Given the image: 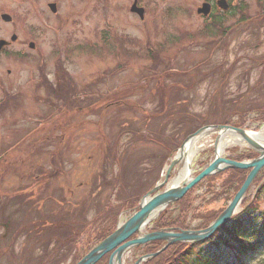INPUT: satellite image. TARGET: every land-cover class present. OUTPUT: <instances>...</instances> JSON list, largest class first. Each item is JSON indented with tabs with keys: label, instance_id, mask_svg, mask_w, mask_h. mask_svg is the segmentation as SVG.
<instances>
[{
	"label": "rangeland",
	"instance_id": "1",
	"mask_svg": "<svg viewBox=\"0 0 264 264\" xmlns=\"http://www.w3.org/2000/svg\"><path fill=\"white\" fill-rule=\"evenodd\" d=\"M150 1L152 2L149 3V13L145 15V18L143 17V20L139 19L138 23H136V18L131 13H126L129 11L126 8L123 10L121 5H130L127 4L129 0H109L108 6H101L97 10L92 8V1L89 10L91 21L86 27V32L79 35H76V30L73 32L75 34L72 37L76 45L84 44L90 38L92 48L90 49V46L86 44L82 52L71 55L68 59L67 67L76 82L82 86L88 83L93 84L94 88L92 91H95L98 95L103 94V96L91 100L94 104L90 112L82 113V111L78 113L75 110L66 112L60 106L48 110L51 106L46 99L47 88L43 86L41 90H38L39 85H36L35 82L24 88V94L21 99L22 106H20L22 109L20 111L17 113L10 111L4 113L0 110V174H2L0 175V181L2 185L4 183L6 185L2 186L3 190L18 189V186H24L22 188L25 190H33L37 183L43 180H49V187H55L60 183H70L75 193L73 195H70V193L63 195L67 201V205H64L65 208L62 205L63 210L70 207L73 209L74 203L78 204V202L90 198L99 203L100 208L105 206V204H109L110 209L114 211L109 214L110 216L114 215L118 209L116 205L119 200L115 197V193L116 190H119L120 184L123 185V189L125 186L131 185V183L132 186L134 184L136 188L139 187L136 193L141 194L143 199L152 183L154 184L159 179L163 180L162 175L166 170L165 166H168V162L171 160V158L168 159L166 163V159L164 164L161 162L159 167L157 160V168L156 166L152 168L150 176L146 165H153L144 163L147 156L151 153L156 157L158 156L160 163L169 148H161L151 140L137 141L135 140L136 138H133L132 132L122 134L121 130L130 129L127 128L130 127V123L132 127L136 126V128H139L140 132L148 133L151 136L154 135L153 132L144 127L146 121L152 122L150 129L153 131L160 130L163 127L164 137L172 135L173 139V141L172 139L169 140L167 146L172 145L174 147V143L182 145L188 137L187 133L196 126L203 124V120L211 122L207 125H219L222 121L228 119H232L231 121L234 122L233 120L236 121L238 116L233 115V112L236 109H240L246 110L244 128L254 133H264V123H260L264 121L261 119L264 116H258V113H260L259 108L261 109L264 105V84L261 89V83L264 82V64H259L260 59L264 61L263 0H235L234 6L242 4L246 7V10L239 14L237 12L235 18L227 19V25L232 26L236 23L237 26V22L243 17H251V20L247 24L238 25L231 34L230 47L225 44L224 47L214 53L212 58H210L211 52L209 49L215 41L212 39L214 36L211 35L212 40L208 45L205 42V32L209 29L208 24H206V20L198 17L197 13L198 7H203L205 0ZM145 2H148V0H145ZM83 6L84 3L78 0H76V4L71 1L64 2V8L61 9L60 13L63 14L70 11V16H72L71 14H83L85 12L82 9ZM168 6L173 8V12L170 15L164 13ZM104 18L110 24L108 29H114L116 33L119 32L120 34L135 35L139 39V53L132 54V50H130L126 54L123 52L120 54V48L116 45L119 41V38L116 37L117 35L107 33L104 35L105 39L101 37V32L108 31H105L103 27ZM215 33L217 34L218 32L215 31ZM219 38H222V33L218 34ZM94 43L97 44V47H93ZM228 47L230 49L226 54L225 51ZM151 50L158 55L157 59L150 56L149 52H152ZM31 55L35 54L31 53ZM234 58L236 65L228 80L215 76L214 66L217 63L222 66L225 65V62H229L230 65ZM199 60L204 63L207 61V63L202 64L201 71H191L190 65L198 63ZM118 64L119 66L120 64H130V66L120 73L103 78L99 84L96 83V80L102 78V73L109 74ZM156 64L159 65L158 75L162 74L165 65H169L170 70H181V72L186 71L189 73L184 76L180 75L181 77H177V79L176 76L165 75L160 78L163 82V87L156 89L159 76L150 81H148V77L145 80L144 78L141 79L143 76L146 77ZM32 65V68L29 65H15L20 74L18 80L21 84L30 76L29 71L37 73L38 68L34 64ZM5 66L6 63L4 61L0 63V73L3 76H5L4 73L6 71ZM224 70L228 71V69ZM46 71L49 76V82L57 86V71L52 58L47 60ZM3 79L15 86L20 83L16 79H8L6 76ZM133 82L139 85L133 86ZM175 82L191 87L185 89L168 88L169 85L171 86ZM108 87L111 93L107 92ZM115 87H117L116 91H120V93H114ZM165 88H168V96H170L167 108H164L163 100L154 97L152 94V90L156 92L165 90ZM126 93L128 95H125ZM1 95L2 91L0 88V97ZM117 95L118 98H116ZM114 100L120 102L108 109L105 108L108 102ZM76 102L78 103V100ZM13 103L12 101L9 102V106H12ZM97 108L98 110H96ZM161 112L175 114V117L171 119L166 117L164 119L158 118L151 121L143 117V113L151 115ZM42 117L44 118L42 119ZM180 120L184 122L179 124ZM36 123H39L41 128L27 138V141H23L22 145H19L14 152L4 155L3 149L6 146H13L12 143L26 133L28 129L35 127ZM217 134V132L209 133L206 138V145L197 152L191 165L192 177L205 168L215 157L214 145ZM61 141H63L64 145L65 160L60 155L58 162L54 161L52 164L51 154H57L55 153L56 147ZM117 142L121 144V151L118 153L117 159L120 168H115L111 171L106 165L105 157H107L106 154L108 149H110V145ZM248 149L250 148L247 144H235L226 148L223 156L243 157L240 160L253 158L252 152L246 153ZM34 153L38 155H34ZM245 154L247 155L244 156ZM125 165L128 166V170L122 175ZM179 166L180 164H177L172 174L173 180ZM56 169L59 172L54 174ZM238 169L227 168L217 172L212 175L214 176L213 180L203 181V179V182L199 183V187L198 184L192 189L193 192L187 200L188 208L191 211L188 210L190 213L185 222L190 229L200 230L198 227H201L204 216H211L213 213L220 212L228 206L232 199L231 195L233 194L234 196L237 192L234 193V188L229 187L225 190V187L228 186V178L234 173L231 171ZM111 172L118 176L115 183L116 188L115 186H105L104 184L107 176H109L107 179L112 178ZM154 177H157V179L154 180ZM97 182L101 184L96 186ZM240 184L241 182L238 181L233 186ZM259 194L258 202L254 203L253 199ZM15 197L12 196L11 199L13 200ZM119 198L123 200V194H120ZM1 199L8 201L4 195L1 196L0 194ZM5 201H0V214L7 213L2 205L5 204ZM55 204L58 205L57 203ZM55 204H53L54 207ZM250 204L258 206L260 211L264 210V167L259 171L246 191L240 207H247ZM16 207H12V210L16 209ZM49 207H52L51 203ZM179 207L181 206L173 205L169 217L173 219L179 218L181 212H179ZM96 211L90 205L86 212L87 220H89L88 228L90 227L91 232L80 241L81 254L84 253L83 248L91 238L103 230L102 226L104 223L111 230L115 224L118 225L126 221L133 213L130 210L121 212L119 209L121 213L119 212L115 222L108 224L109 217L104 219L97 218ZM197 213L202 215L195 217V219L190 216ZM20 218L22 222V217L20 216ZM232 220H227L228 224ZM83 221L82 217L78 215L67 217L65 223L80 226ZM150 226L153 228L155 223H151ZM55 231L51 229L47 233V238H52ZM1 235L2 229L0 228V245L5 246L8 244L9 239L4 238L6 240H2ZM65 236L66 233L62 236L58 235V238H64ZM204 239L207 240L206 238ZM204 239L195 241L192 245L195 247L201 246V242L205 241ZM27 245L32 247V250L24 252V256L29 257L31 264H37L35 257L42 255L43 252L41 253V250H33L34 238L28 241ZM173 245H168L165 250L170 249ZM18 246L21 248V243ZM157 249H160V247L155 250ZM53 250L54 247L51 246L47 252L51 253ZM77 250L76 244L73 245L72 252L63 247L61 251H65L67 255H65L66 259L61 264H72L75 261L74 257ZM165 250L160 254L164 253ZM147 252L148 248L138 249L134 258L140 257ZM257 253L254 257L249 256L247 264H258L260 262L259 259L264 258V248L259 249ZM106 254H103L95 264H98ZM40 260L45 263L47 258L43 257ZM0 264L27 263L20 258H14L13 256L11 258V255H6L0 258ZM214 264L217 263L215 262Z\"/></svg>",
	"mask_w": 264,
	"mask_h": 264
},
{
	"label": "flooded vegetation",
	"instance_id": "2",
	"mask_svg": "<svg viewBox=\"0 0 264 264\" xmlns=\"http://www.w3.org/2000/svg\"><path fill=\"white\" fill-rule=\"evenodd\" d=\"M70 1L76 4V0H0V41H3V45L0 48V63H3V61L6 63L5 66L6 71L4 73L6 78L16 79L17 81H19L18 77L20 74L18 69L15 67V65L17 64H21L25 66L29 65V67L32 68L33 67L32 64H34V66L38 68L37 73L35 71H29L30 76L24 80L23 84L24 83L26 84L29 79H31L30 80L31 83H33L34 81L37 82V80L40 77L39 67L42 66L44 63H46L48 59L52 58L54 60V67L56 68V61L60 56V46H61L60 41L62 40L63 42H66L67 41L66 36L72 37V35L75 34L73 33L75 32V30L77 32L76 35L84 34L86 32V27L91 21V15H90L91 13L89 12L90 3L93 1L92 8L94 10L99 9L101 6L104 7L108 6V0H78L84 3L82 9L85 12H83V14H77V15L71 14L72 16H70V11H67L63 14L60 13L61 9L64 8L63 3ZM219 1L220 0H205L204 2H207L211 6L210 15L208 17L197 15L198 17L206 20V24H208V27L209 25H212L218 28V30L216 29L218 33L217 34L215 33L213 35L214 37L212 38L215 41L209 49V51L213 52V55L221 47H224L225 44L229 46V40L231 34L232 32L235 31L238 25L247 24L251 20V17H248L245 18L244 20L238 21L237 26L236 23H234L232 26L230 25L228 26L226 20L229 18L236 17V11L233 10L235 0H227L232 7L231 10L228 11H224L218 7ZM135 2L137 3L138 6L144 8V18H145V15L149 13L150 10L149 3H151L152 1L148 0V2H145V0H129L127 4L130 5L121 4L123 10L124 8H126L127 11H129L126 13H131L136 18V23H138L139 19L143 20L144 18H142L138 12H132L130 10L131 6ZM52 4L56 5V12L53 11V8L51 6ZM168 8L171 9L172 7L168 6ZM4 15H9L10 18L5 19ZM103 27L105 28L104 29L105 31L109 30L106 22L103 23ZM103 33L101 32L100 34L102 35ZM220 33H222V38L218 39V34ZM205 36H206L205 42L209 45L212 40L211 35H208L207 33ZM72 39L71 42L74 47L76 46L80 47L81 45L85 47L86 44L88 46H90L91 44L90 38L84 44L80 43L79 45H76V43H74L75 40ZM121 46H122L121 51L124 50L125 54L128 53L130 50H132V54H137L140 51L139 39H137L135 35H132L131 41L127 43H123L121 44ZM229 47L225 51L226 54L230 49ZM63 48L65 50L66 47ZM31 53H34L35 55L32 56ZM61 57L62 59L66 58L64 54ZM202 60H199L198 63L190 65V67L193 68L195 65H196L195 67H198L197 65H199L202 62ZM230 63L231 64L229 65V62H225V65L222 66L221 64L217 63V65L214 66L215 76H218L220 79L223 80L225 79L228 80L232 75V73L234 72V68L236 65L235 58ZM201 67L203 66L199 65V68H196L195 70L198 71L199 69H202ZM168 68H170V66L165 65L164 73L159 75L158 74L154 75L155 79L157 78V76H159V81H157L156 86L163 87L162 84L163 82L161 81L160 78L167 75L166 73H168V71H166V69ZM224 69H228V71H225ZM5 76L1 74L0 79H3V77ZM74 83L76 85V88L74 91L70 92L71 96L69 97V99L74 100V103L76 104L77 100L75 97H79L78 101L80 100V102L83 105V106H77L75 110L76 111L78 110L77 112H82V111L90 112L93 109L92 107L94 104L91 101L93 100L92 84L88 83L85 86H82L80 83L76 82L75 79H74ZM23 84H21L20 82L15 86L7 80L3 82V84L1 85L2 95L0 97L1 112L5 113L7 111H10L13 113H17L22 109V107L20 106H22L21 99L24 94ZM132 85L136 86L137 83L133 82ZM188 87L191 86L182 85V88L184 89ZM168 88H170V85L168 86ZM168 88H165V90L162 91L166 93ZM114 89H115L114 93L117 94L120 93V91H116L117 87H115ZM107 92H110L109 88ZM94 95L95 98L103 96V94L100 95L94 94ZM116 98H118V95L116 96ZM9 99L12 100V102H14L12 106H9V101H8ZM119 102L120 101L117 100L108 102L105 108L108 109L109 107L114 106V104L117 105ZM96 110H98V108ZM65 111L70 112L71 109H65ZM24 135L25 133L20 137L22 138ZM18 139H16V141ZM25 141H27V139ZM20 145H22V143ZM120 145L121 144L120 143L118 144L117 142L116 144L110 145V149L112 151L113 150L121 151ZM63 146H64L63 141H61L56 147L57 150L55 153H57L56 158L58 160L60 158V155L62 158V153H64ZM10 147L11 146L9 147L6 146L3 149L4 150L3 153L5 152L6 149ZM17 147L19 146L12 147L8 152V154L10 152H14ZM117 167L118 166L115 165L113 169ZM58 172H59L58 169H56L54 174H57ZM48 184H49V180L47 181L43 180V181H39L37 185L33 188V190H25L22 188L24 186H18V189L3 190L2 186L4 187L6 185L5 183L2 185L0 181V194L1 196L4 195L8 200L7 202L4 199L0 200V201H5V204L2 205H3V209L5 208L7 211L6 214L4 213L0 214L1 215L0 228L2 229L1 238L3 240H6L4 238L9 239L7 245L5 246L0 245V252H2V250L4 249L6 250L4 256L11 255V258L12 256L14 258L16 257L20 258L19 256H22L21 254L24 255L23 249L25 247V243L27 242L28 238H47V234L41 236V230L44 229L45 227H49L50 226L49 224L53 223L55 218L57 220L60 219L59 215L63 211V207L64 205L65 206L67 205V201L63 195L67 193L73 195L75 193V190L71 188L70 183H60L57 184V186L55 187L53 186L49 187ZM99 184L101 183L97 182L96 186ZM12 196H16L15 199L12 200L11 199ZM39 198L41 200L37 204L28 203V200L39 199ZM84 201L85 202L90 201V198L84 199ZM50 203L52 207H49ZM55 203H57L58 205H56ZM53 204H55V207L53 206ZM60 205L61 206L63 205V207H60ZM12 207H16V209L12 210ZM20 216L22 217V222ZM37 221L42 222L41 230H37L33 228L31 231H28L30 228H32L28 226V223H36ZM15 224L17 225L14 226ZM46 231L47 228H45L44 232ZM89 232H91V229L90 227L88 228L86 226L84 227V229H81V231H79V235L75 238H80L81 241L82 238H86V236L89 235ZM19 243H21V248H19L18 246ZM1 257L3 256H0V258ZM25 257L27 258V256H24V258Z\"/></svg>",
	"mask_w": 264,
	"mask_h": 264
},
{
	"label": "trees",
	"instance_id": "3",
	"mask_svg": "<svg viewBox=\"0 0 264 264\" xmlns=\"http://www.w3.org/2000/svg\"><path fill=\"white\" fill-rule=\"evenodd\" d=\"M262 4H264V0L262 1ZM233 10L236 11V15H237V12L239 14L240 12L245 11L246 7L241 4V5L234 6ZM244 19L245 18H242L241 20H244ZM216 29L218 30V28L212 25H209V29L205 32V34L208 33V35H214ZM151 51L152 52H149L150 56L153 57L154 59H157L158 55L156 53H153L154 52L153 50ZM259 64H264V61L260 59ZM194 67L192 68L191 71H195L196 68H199V66L195 68ZM125 69H126V65L125 66L121 65L119 67H116L114 70L110 71L109 74L104 72L101 74L102 78H99L98 80H96V83L99 84L103 80L104 77L120 73L121 71ZM158 69H159V65L156 64L155 67L152 68V71L146 77L145 76L141 77V79L144 78L145 80L147 77H148V80L155 79L154 75L155 73L156 74L158 73ZM166 71H170V68L166 69ZM164 72L165 71L162 70V73ZM186 73H189V72H186V71L181 72V70L172 71V72L166 73L167 74L166 76H176V79H177V77L179 78L181 77L180 75H187ZM41 74L43 76V79L38 84L39 85L38 90H41L43 86H46L47 88L46 99L48 100V102H50L49 104L51 106V108L48 110L55 109L57 106L58 107L60 106L61 109L75 110L77 106H83L80 100L78 101V103L75 104L74 100L69 99V97L71 96L70 92L75 90V83H74L73 78L63 68V66H59L58 68V73L56 76L58 78L57 86L49 82L48 77H47V72L45 70H42ZM263 84L264 82L261 83V89L263 88ZM138 85L139 84H137V86ZM170 88L180 89L182 88V84L175 82L171 84ZM156 89H159V87L156 86ZM152 94L154 97H157L163 100L164 108L168 107V103L170 101V96H168L169 95L168 90L166 93L162 92L161 90H158L156 92L152 91ZM125 95H128V93H126ZM75 98L76 100H78L79 97H75ZM92 99L95 100L96 98L92 96ZM259 111L260 113H258V116H264V105L261 107V109L259 108ZM143 117L148 118V120L151 121L152 119L153 120L158 119V118L164 119L165 117L168 119H171L175 117V114H167V113L161 112V113H155V114L150 115V114L143 113ZM244 117L245 115L239 114L238 120L232 122L231 121L232 119H228V120L222 121L220 124L242 126L245 123ZM43 118L44 117H42V119ZM261 119L264 120V117H262ZM183 122H184L183 120H180L179 124ZM210 123H211L210 121L203 120V124H200L196 126L195 128L191 129L187 134L190 135L194 133L196 130H198L200 127L210 124ZM231 123H236V124H231ZM151 124L152 122L149 123L146 121L144 123V127L145 128L147 127V129L153 132L154 135L152 136L148 133H143L142 131L140 132L139 128H136V126L132 127L131 123H130V127H127L130 129H125L124 131L121 130L122 134L123 133L127 134V133L132 132L131 134L133 135V138H136L135 140L137 141H144L145 139L151 140L161 148H169L167 152L168 155L166 154L163 160L160 161V163H159L158 156L156 157L152 153L149 156H147L144 163L153 165V166L146 165V167H148L147 169L149 170L148 173L150 174V176L152 173V168L154 166H156L157 168V163H156L157 160H158V164H159L158 167H159L161 165V162L162 164H164L165 160L170 156V154H172L180 146L179 144H175V143L173 145L174 147H172V145L167 146V144L169 143V140L172 139V135H169V137H164V133H163L164 130H162L163 127L160 130L153 131L150 129V127L152 126ZM148 135L149 137H147ZM119 152L120 150L112 151L111 149H108V153L106 154L107 157H105L106 158L105 162H106V165L109 167V170L111 171H113V167L115 165H118L117 159H118ZM34 155H38V154L34 153ZM65 157L66 155L62 153L63 160H65ZM235 158L237 160H240L243 157L237 156ZM51 159L53 160L52 163L54 161L57 163L58 159L56 158V154L52 153ZM121 170H122V166H121ZM127 170H128V166L125 165L122 175ZM246 171L248 170H240V169L232 170L231 172H234V173L230 178H228L227 180L228 186L227 187L224 186L225 190L226 188L229 187V188H234V193L237 192L247 177L248 172L247 174H245ZM111 175L113 176L110 179H107L109 177L107 176L106 181L104 183L105 186H111V185L113 187L115 186V183L117 181L116 178H118V176H115L114 172H111ZM213 178L214 176H209L205 178L203 181H210V180H213ZM155 179H157V177H154V180ZM238 181H240L241 184L233 186ZM199 186L200 184L198 185V187ZM116 187L117 186H115V188ZM151 188L152 186H150L149 189ZM132 189H136V190H132ZM138 189L139 187L136 188L134 184L132 186V183L131 185L127 187L125 186L124 189H123V185L120 184L119 190H116V193H115V197L119 200V203L116 205L118 209L115 211L114 215L109 216L111 212H114L113 210L110 209L111 207L109 204H105V206L100 208L99 203L90 199V201H86V202L80 201L78 202V204L74 203L75 205L73 209H71L70 207L69 209L63 210L61 214L59 215L60 216L59 220L55 218L54 222L49 224L50 225L49 227H45L47 228L46 232H44L45 228L41 230L42 228L41 221H37L36 223H28V226L32 227L28 231H31L33 228L37 230H41V236L44 234H47L51 229L56 230L52 238H34L33 250L34 251L41 250V253L43 252L42 255L35 257L36 263L37 264H61L66 259L65 255H67L65 251H61L63 247H66L68 251L72 252L73 245L75 244V241H76L75 237L79 235V231H81V229H84V227L89 226V220H87L86 212L89 209L90 205L92 208L97 210L96 211L97 218L104 219L106 217L107 218L109 217L107 221L109 224L111 222H115L116 217L120 212L119 209L123 210L127 208H132L136 205V203H138L139 199L141 198V194L136 193ZM192 192L193 190L189 191L182 200H180L179 202L175 204V205L181 206L179 207L180 208L179 212L181 211L179 218L173 219L172 217H169L170 211H167L163 213L161 217L156 221L157 228L190 229V227L186 225L185 222L187 220V217L189 216V213H190L189 211H191L188 208L189 204L187 203V200ZM120 194H123V200L119 198ZM231 198H233V194L231 195ZM40 200H41L40 198L28 200V203L37 204L40 202ZM60 207L62 206L60 205ZM220 213L221 211L215 212L211 216H208V215L204 216L203 223L201 224V227L200 226L198 227V229L208 227L211 224V222L214 221L218 217ZM78 215H80L82 219L84 220L80 224V226H77V225L75 226L72 224L65 223V220L67 219V217L78 216ZM200 215L202 214L197 213L195 215L191 214L190 216L193 219H195V217H200ZM102 229L103 230H101L96 236L93 237L94 239L91 238L90 242L88 243L90 244V247L86 248L85 250L86 252L91 247L96 245L99 241L106 238L112 232L108 227L105 226V223L103 224ZM262 231H263V234H262ZM65 233H66V236L64 238H58V235L62 236ZM31 239L32 238H28L27 242L30 241ZM27 242L25 243L24 252L25 250L26 251H29L30 249L32 250V247L30 246L28 247ZM55 244H57V246H55ZM161 244H162L161 241L153 242L151 244L146 245L144 249L148 248L147 253H151L156 248L160 247ZM51 246L54 247V250L51 253H48L47 251L50 249ZM194 247L195 246L190 245V244L177 243L176 245H173L170 249L165 250L164 253L159 254L157 257L151 260H148L144 264H214L215 262L217 264H247L249 256L254 257L255 255L258 254L257 252L259 251V249L264 248V210L263 211L258 210V206L256 205H252V204L247 205V207H244V210L242 212H240L238 215H236V217H234L231 223L225 224L211 238L201 242V246H197L195 248ZM5 252H6L5 249L2 250V252H0V256H4ZM21 255L22 256H19V257L22 260V258H24V255L23 254ZM82 256L83 255H81L78 251H76L75 257H74L75 261L72 264H75L77 261H79ZM43 257L47 258V261L45 263H42L40 260ZM27 259L28 260L24 259L26 263L31 264L29 257H27ZM108 259H109V256H106L98 264H108ZM259 260L260 262L258 264H264V258L259 259Z\"/></svg>",
	"mask_w": 264,
	"mask_h": 264
},
{
	"label": "water",
	"instance_id": "4",
	"mask_svg": "<svg viewBox=\"0 0 264 264\" xmlns=\"http://www.w3.org/2000/svg\"><path fill=\"white\" fill-rule=\"evenodd\" d=\"M199 11H204L200 9ZM232 131L239 134L244 138L249 148L259 154V156L249 161H235L222 157L220 153H215V158L204 168L199 174L191 177V168L189 166L188 176L181 183H177L176 180L168 182L171 171L178 163L177 156L171 161V164L165 175V179L149 191L142 199L139 205V210L135 212L128 220L118 225L116 230L107 238L99 242L86 256H84L77 264H95L99 258L111 251L110 264H123V257L125 252L133 247L143 245L150 241L162 240L165 244L156 252L141 256L136 260L134 264H142L147 260L154 258L168 245H172L178 242H195L200 239H204L212 235L219 226L231 219L235 214L239 212V205L243 200V197L254 181L259 171L264 167V143L258 140H263L258 135L254 136L253 132L244 128L232 127L228 125H207L195 133L187 137L185 142L179 148L182 150L186 143L199 134L217 132L215 140V147L221 138V135L225 132ZM253 135V136H252ZM227 168H239V169H251L244 184L235 195L232 202L224 210V212L211 224L210 227L203 230H156L152 232H144L145 227L158 215L165 210L170 204L179 201L193 186L199 183L207 176L216 174ZM168 182V183H167ZM166 188L162 192H157L161 187ZM157 215V216H158ZM134 234L138 236L130 240V237Z\"/></svg>",
	"mask_w": 264,
	"mask_h": 264
},
{
	"label": "bare ground",
	"instance_id": "5",
	"mask_svg": "<svg viewBox=\"0 0 264 264\" xmlns=\"http://www.w3.org/2000/svg\"><path fill=\"white\" fill-rule=\"evenodd\" d=\"M209 133L199 134L191 138L185 145V147L177 153L178 164H180L178 168V172H176L175 180L177 183H181L188 176L189 166H191L193 159L195 158L197 152L202 150L206 145V138ZM254 136L258 135V137H262L263 140H258L259 142L264 143V133H253ZM252 135V136H253ZM242 144L245 145L246 142L242 136L232 131L225 132L221 135V138L217 144V153L222 154L224 150L232 145ZM158 212L154 217H157Z\"/></svg>",
	"mask_w": 264,
	"mask_h": 264
}]
</instances>
